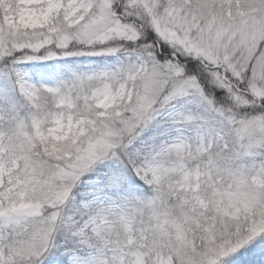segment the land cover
Segmentation results:
<instances>
[{"label": "snow or ice", "instance_id": "1", "mask_svg": "<svg viewBox=\"0 0 264 264\" xmlns=\"http://www.w3.org/2000/svg\"><path fill=\"white\" fill-rule=\"evenodd\" d=\"M0 264H264V0H0Z\"/></svg>", "mask_w": 264, "mask_h": 264}]
</instances>
